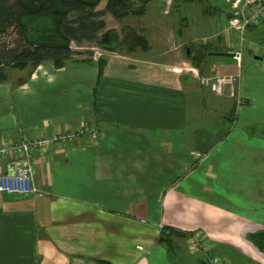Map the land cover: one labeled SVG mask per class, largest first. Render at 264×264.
I'll return each instance as SVG.
<instances>
[{
    "label": "crops",
    "instance_id": "0c3cea01",
    "mask_svg": "<svg viewBox=\"0 0 264 264\" xmlns=\"http://www.w3.org/2000/svg\"><path fill=\"white\" fill-rule=\"evenodd\" d=\"M160 18L130 25L148 47L114 51L95 98L92 60L46 61L0 82V141L97 131L37 154L39 193L0 192V264H207L189 232L227 264H264V62L209 54L205 75H238L215 94L179 57L184 41L162 56ZM214 29L201 44L231 52L234 32ZM165 227L170 249L158 240Z\"/></svg>",
    "mask_w": 264,
    "mask_h": 264
},
{
    "label": "trees",
    "instance_id": "16d2710c",
    "mask_svg": "<svg viewBox=\"0 0 264 264\" xmlns=\"http://www.w3.org/2000/svg\"><path fill=\"white\" fill-rule=\"evenodd\" d=\"M100 1L0 0V82L8 80L11 70L27 69L29 76L34 68L46 61H51L56 68L69 61H90L74 58L80 56L81 52L73 49L72 43L80 45L90 41L113 51L121 45H125L128 51L136 48L146 50L148 43L144 36L128 27L120 39L114 29H105L103 16L108 12L117 20L127 16H143L152 0H106L104 7L98 8ZM201 47L194 54L189 47L187 56L203 75L208 69L205 62L211 57L209 53L227 50L214 47L210 42L201 44ZM95 61L98 71L93 89L94 98L107 58L100 55ZM173 231L168 227L163 228L158 239L169 249L172 247ZM189 233L190 236L192 232Z\"/></svg>",
    "mask_w": 264,
    "mask_h": 264
},
{
    "label": "built area",
    "instance_id": "2783aa9c",
    "mask_svg": "<svg viewBox=\"0 0 264 264\" xmlns=\"http://www.w3.org/2000/svg\"><path fill=\"white\" fill-rule=\"evenodd\" d=\"M226 4L223 31L234 32V39H227V46L234 56L241 60L243 56L244 34L248 27L256 26L264 20V0H223ZM228 14V15H227ZM237 37L240 44H236ZM256 48V54L264 55V47L251 43ZM199 82L211 85L215 94H223L225 86L232 90L238 75H201L192 70ZM88 133L91 139H96L97 131L94 126H82L77 131L69 128L57 127L48 134L40 137L20 134L19 138L7 137L0 141V158L6 159L5 168L0 172V192H7L15 196H27L39 193L34 184L36 174L37 154H47L56 143L74 141L80 134ZM189 247L194 251H201L207 264H227L217 255H210L199 232H192L189 236Z\"/></svg>",
    "mask_w": 264,
    "mask_h": 264
},
{
    "label": "rangeland",
    "instance_id": "374dc122",
    "mask_svg": "<svg viewBox=\"0 0 264 264\" xmlns=\"http://www.w3.org/2000/svg\"><path fill=\"white\" fill-rule=\"evenodd\" d=\"M105 2L106 0H101L98 8H103ZM225 7L226 4L223 0H152L148 4L147 14L144 17L127 16L123 20H117L108 12L103 16V19L105 22V29H114L119 38L122 39L126 33V29L131 27L130 25L135 28L139 24L138 21L155 18L158 13L161 17V24H164L165 26V45L162 49V52H164L162 56H164V58H168L171 57V54H174L175 51L177 52L175 46L178 40V42H185V44H182V46L179 47V57L186 59L188 57L185 47L186 45L191 47V53L194 54L199 50L198 48L203 41L212 40L214 38H212L213 33L216 31L214 28L217 26L220 27V25L223 26V22L220 20L222 17H219L217 8H222L224 10ZM215 8L217 10H215ZM218 17L219 21H217ZM223 21L226 22L225 16H223ZM152 34H157V32L155 33L154 31ZM235 41L236 44H240V38L237 37V40ZM251 43L264 47L263 23L245 31L243 54H246L245 52L248 50V56L244 55L247 57L246 60L250 59L255 61L254 56H257L258 62H264V55H257L256 52L258 49L257 47H252ZM72 48L81 52L80 56H75L74 58H84L93 61H95L97 56L100 55L110 58L113 54H115L113 50L106 49L97 43L90 41H84L80 45L72 43ZM117 51L124 54V52H127L126 46L121 45ZM160 54L161 52L159 55ZM188 64L189 62L187 64H183L182 67H186ZM26 70H11L9 71V74L13 78H16L20 75H24ZM197 71L199 72V70ZM189 72L195 74L193 73L194 71L190 70Z\"/></svg>",
    "mask_w": 264,
    "mask_h": 264
},
{
    "label": "water",
    "instance_id": "95a60500",
    "mask_svg": "<svg viewBox=\"0 0 264 264\" xmlns=\"http://www.w3.org/2000/svg\"><path fill=\"white\" fill-rule=\"evenodd\" d=\"M209 54L216 56H234L233 52H210Z\"/></svg>",
    "mask_w": 264,
    "mask_h": 264
},
{
    "label": "bare ground",
    "instance_id": "6f19581e",
    "mask_svg": "<svg viewBox=\"0 0 264 264\" xmlns=\"http://www.w3.org/2000/svg\"><path fill=\"white\" fill-rule=\"evenodd\" d=\"M190 234V233H189Z\"/></svg>",
    "mask_w": 264,
    "mask_h": 264
}]
</instances>
